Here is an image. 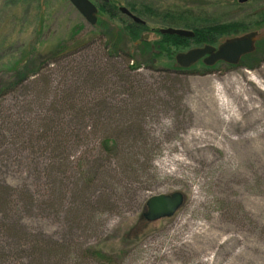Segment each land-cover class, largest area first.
Listing matches in <instances>:
<instances>
[{"label": "rangeland", "instance_id": "obj_1", "mask_svg": "<svg viewBox=\"0 0 264 264\" xmlns=\"http://www.w3.org/2000/svg\"><path fill=\"white\" fill-rule=\"evenodd\" d=\"M114 1L117 9L147 6L153 13L190 11L220 22H245L247 33L258 32L256 50L236 66L218 63L207 69L200 62L173 76L167 62L130 71L131 63L112 60L103 52L104 42L96 41L92 51H78L65 62L59 58L17 93L1 97L0 141L3 135L8 144L0 145V182L20 187L27 200L30 187L35 200L27 208L17 196L21 211L9 217L10 225L28 231L20 247L33 240L49 243L42 264H264V23L259 24L264 0ZM16 2L0 0V66H8L0 73V85L26 77L38 68L40 56L72 42L80 26L75 40L97 31L68 0H29L19 8ZM6 13L17 21L10 24ZM124 16L118 21H128ZM144 20L148 42L162 40L160 31L168 28L162 20ZM105 22L99 32L106 33ZM6 26L16 32L4 48ZM135 46L128 43L138 59L142 55L149 61L151 51L139 54ZM79 64H98L113 78L78 94L77 69L85 70ZM118 73L135 88L129 90ZM66 96L75 98L71 105L81 107L78 113L52 110ZM220 105L227 108L225 119L210 113ZM53 117L66 142L48 148L40 126ZM70 123L78 126L74 133ZM131 127L135 132L128 135ZM140 129L142 136L136 135ZM13 133L26 141L10 140ZM117 137L120 152L109 158L105 143ZM78 172L91 188L82 203L75 198ZM175 192L185 195L184 207L170 219L147 222V201ZM21 229L19 235L25 236ZM0 242L14 249L18 240L7 233ZM27 256L12 255L19 264H34Z\"/></svg>", "mask_w": 264, "mask_h": 264}, {"label": "trees", "instance_id": "obj_2", "mask_svg": "<svg viewBox=\"0 0 264 264\" xmlns=\"http://www.w3.org/2000/svg\"><path fill=\"white\" fill-rule=\"evenodd\" d=\"M16 7L19 8L21 5H24L25 2L29 0H16ZM115 1H109L104 2L101 1V4H97V7L99 9V17L98 22L96 26L93 28L97 29V31L93 34L87 35L85 38H77L75 40L74 36L79 35L82 26L77 28L74 32V35L71 37L72 42H66V44L62 43L57 48L52 49L50 52H48L43 57H39L37 60V67L35 70H30L26 75V77H21L19 79H16L14 81L10 82H3L0 85V98L10 94V93H17L21 87L23 86L24 82L27 80H30L33 76L40 75L41 69L43 67H47L48 65L56 64L59 61V58L62 59L63 62L66 60L72 58L73 55L76 54V52L80 51V53H86L92 51L94 45L98 41L104 42L102 47L104 49L103 52H105L108 57L112 58V60L117 59H123L126 60L128 63H131V66L129 67L130 71H138L142 68L151 66L150 64H159L161 62H167L168 69L167 72H170L173 76H181L185 75L189 70L182 69L179 66L173 67L172 64L176 62V55L183 52L188 51L192 48L196 47H202L205 45L210 46H217L219 45L223 39H228L236 36L243 35L250 30V27L246 25L245 22L241 21H233V22H220L219 20H212L211 17H206L203 15V13L195 14L190 13V11H185L182 13H153L152 11L147 10V6H143L141 9H137L135 7L129 6V10L136 15L137 17L141 18L143 21L144 17H155L159 20H162L161 24L164 26H167L168 28H177V29H185L192 31L195 36L193 38H185V37H178L175 35H163L162 40L155 41L154 43L150 44L148 42L149 40L143 41L140 45L135 46V50L139 54H143V52H149L151 51V58L149 61L140 56L141 58L138 59L135 54L132 53V50L128 49V43L131 42H137L141 37L144 35L147 29V24L140 25L132 21L131 19H128L127 16H124L128 19V21L119 22L118 19L121 18V12L120 9H117L115 6ZM238 3V1H237ZM240 3V1H239ZM245 4V3H240ZM10 4L7 2V6ZM239 5V4H238ZM119 10V13L117 12ZM12 17V18H11ZM5 19L11 24L17 21V16L11 15V13L5 14ZM106 21V22H105ZM103 22H105L108 26H105L106 33L99 32V25H101ZM128 22V23H127ZM146 22V21H145ZM118 23V24H117ZM264 23V19L259 24ZM74 28V29H75ZM24 29V26L23 28ZM3 34L6 35V43L1 44L4 46L6 44H9L12 42V38L15 34L13 27L6 26L4 30L2 29ZM97 35V40H94L93 36ZM92 35V37H91ZM108 36L110 37V40L108 39ZM97 41V42H96ZM101 46V45H100ZM99 46V47H100ZM12 45L8 47V50L11 49ZM101 49V47H100ZM7 50V51H8ZM73 54V55H72ZM33 55H35L33 53ZM144 56V55H143ZM18 63V61L16 62ZM177 64V63H176ZM17 64H14L12 66H16ZM81 65H84L85 70L80 73V69H77V74H80V84L75 87L74 91L79 93H82L81 90H86V86H96L97 84L105 81H110L111 78H113V73L110 72L109 75L106 74L104 68H102L98 64H93L92 67H86L85 64H79L77 68H80ZM11 66V65H9ZM8 66L3 64V66H0V73L7 70ZM92 68V69H90ZM110 68L113 70L115 69L114 65H110ZM206 69V68H205ZM209 69V68H207ZM110 76V77H109ZM118 77L120 81L128 87L129 90H132L135 88L134 81H131L129 77H127L124 74L118 73ZM84 87H83V86ZM69 89V87H68ZM66 90V92L68 91ZM74 97L66 96L65 98L61 97L60 100L56 103H54L52 106V110H55L59 107V110L65 111V110H73L74 112L78 113L77 110H81V107L73 104ZM102 102H107L106 100H103ZM61 103V104H60ZM61 105V106H60ZM101 104L95 105L96 108H99ZM68 108V109H65ZM50 111V110H49ZM48 111V113H49ZM8 119H10L8 116L4 118L5 124L8 122ZM47 123L44 125H41L40 128L45 129L44 134H40L41 142H45L48 145V148H51L52 146H60L63 145L66 140L63 136V130L59 128L58 121L55 117L52 118L51 121L49 119L45 120ZM78 126L76 124L70 123L68 130L71 133H74L77 128L73 129V127ZM7 129H10L12 132L13 129L10 126H7ZM133 131L135 130L129 128L128 135H132ZM13 136L10 139L14 142H25L26 140H19L18 137H15L16 133L12 134ZM136 135L142 136V129L138 130ZM5 136L2 135L0 145L7 146L8 141H5ZM121 137L113 138V140H107L105 143V147L107 150V156L109 158L117 156L119 154V148L121 143ZM9 140V141H10ZM147 140V139H146ZM111 144V146H110ZM11 145V143H10ZM110 146V147H109ZM106 152V151H105ZM54 158V156L52 157ZM51 158V159H52ZM57 158V157H56ZM130 165H135V162L130 163ZM129 165V166H130ZM97 174V175H96ZM95 176L93 177V180L90 181V184H94V182L97 179V176L99 175V172H96ZM84 182L87 183L85 180ZM76 194L75 198L80 201L81 203L85 201L86 199V193L91 189H86L83 178L81 174L78 172V178H77V185H76ZM26 192L28 193V200L24 197V191L22 189L20 190V187L16 185H12L11 183L7 182H0V240L3 237L4 234H10L11 236L15 237V239L18 240L17 242V248L11 249V247L3 246L0 242V264H13L18 263L20 261H14V254H27V258L30 260H33L34 264L37 262L38 264H42L39 261L41 260V255H49V243L42 240H33L32 245L27 241L26 244H24L23 247H20L24 239L28 236V231L21 227L18 223L15 225H10L9 217L18 216V213L21 211V205L19 201L16 200L17 196H19V200L22 199V204L25 205L27 208H32L35 203V200L31 197V189L30 187L26 188ZM30 192V193H29ZM102 199V198H101ZM5 215L4 220H1V215ZM21 229L24 231L25 236H20L18 229ZM27 240V239H26ZM28 246V247H26ZM26 247V248H24ZM91 254H95V252H91ZM32 264V262L30 263Z\"/></svg>", "mask_w": 264, "mask_h": 264}, {"label": "water", "instance_id": "obj_3", "mask_svg": "<svg viewBox=\"0 0 264 264\" xmlns=\"http://www.w3.org/2000/svg\"><path fill=\"white\" fill-rule=\"evenodd\" d=\"M83 18L92 26L97 24L98 8L91 0H68ZM109 2L111 0H103ZM248 0H240L245 3ZM122 14L130 18L137 24L145 25V22L132 14L127 8H120ZM162 35H175L178 37L193 38L195 34L192 31L184 29H162ZM149 36H143L138 44L143 40H148ZM258 32H250L240 36L228 38L218 46L206 45L203 47L179 53L176 56V62L181 68H190L199 61H203L207 66H213L218 62H224L230 65H237L241 59L252 54L256 50V41ZM186 197L181 192H175L170 195H158L150 198L146 203V211L143 214L145 220L149 223L157 222L163 219L174 217L185 205Z\"/></svg>", "mask_w": 264, "mask_h": 264}, {"label": "bare ground", "instance_id": "obj_4", "mask_svg": "<svg viewBox=\"0 0 264 264\" xmlns=\"http://www.w3.org/2000/svg\"><path fill=\"white\" fill-rule=\"evenodd\" d=\"M210 113L212 114L213 118H215L216 116H223V118H224L225 114L227 113V108H225V106L220 105L219 109L214 110L213 108H211ZM233 120H234V118L228 122L232 123Z\"/></svg>", "mask_w": 264, "mask_h": 264}]
</instances>
